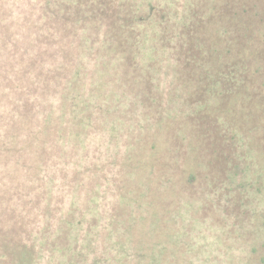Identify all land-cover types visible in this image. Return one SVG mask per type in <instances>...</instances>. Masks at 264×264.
I'll return each mask as SVG.
<instances>
[{"label": "trees", "instance_id": "obj_1", "mask_svg": "<svg viewBox=\"0 0 264 264\" xmlns=\"http://www.w3.org/2000/svg\"><path fill=\"white\" fill-rule=\"evenodd\" d=\"M31 1L27 0L29 6L25 10H33L34 15L25 12L21 25L26 29L9 30L7 35H3L0 48L1 144L8 145V148L16 146L14 144L19 141L15 140L23 127L33 122L31 113L37 105L42 108L37 111V118L43 113L45 123L50 111L53 112L49 113V118H59L60 121L55 123L58 134L64 126V118L69 115V131L77 133V138L69 143V155L76 152L82 155L81 162L86 160L87 152L79 147L83 148L81 143L87 141L83 139L86 130L99 124V118L94 116L103 111L104 106L102 101L74 102L70 87L82 79V46L91 54H101L105 49V55L116 59L112 82L117 83L122 92L120 95L136 99L135 91L141 93L143 98L140 99L141 107L137 114L145 122L149 118L154 120V124L139 132L138 139L128 141L133 146L130 151L136 150L134 163L146 156L148 169L164 176L171 197L180 198L189 185L192 186V193L196 194L195 171L208 161H198L197 152L206 147L212 151L209 167L206 168L217 166L221 160L220 152L225 150L223 145L226 144L231 152L223 159L226 164L224 171L221 169L219 173L226 174L228 168V173L246 174L255 160L252 155L249 161L247 156L238 153L242 148L241 142L246 143L244 153L250 149L258 155L264 189V0H189L186 12L177 18L171 17V10L159 0L157 3L150 0L147 8L131 0H36L37 6ZM2 16L4 20L8 13L4 12ZM154 17L158 24L151 23L149 28L159 38L153 37L147 29V22H152ZM84 25L89 26L91 32L95 31L92 35L103 31V46L94 47L92 39L87 45L85 38L76 44V50L72 52L71 36H75ZM173 27L178 29L177 32L172 30ZM17 37L22 41L18 42ZM146 47L148 52L144 54L142 51ZM167 47L174 48L171 54L175 58L168 65V58H164L169 55ZM157 58L164 59V65ZM169 65L176 67L181 99L177 98V91L173 92L175 88L168 85V82L172 84L166 71ZM74 67L75 73L72 74L70 69ZM52 82L54 87L51 90L49 86ZM154 86H157L156 91ZM62 87L64 90L60 94ZM68 87L69 97L65 92ZM157 90L163 95V100L158 99L160 105H154ZM51 95L57 99H51ZM56 100L58 106H54ZM125 103L127 107L120 112L134 114L131 105L136 107L137 99L131 102L127 99ZM187 103L193 107L184 108ZM162 104L169 106L166 107L169 112L171 110L180 116L172 115L163 121ZM82 105L84 108L77 112ZM5 113L13 115L5 121L1 117ZM222 126L226 133L219 130ZM40 131L41 127L37 132ZM27 134L28 137L35 135L34 130ZM184 142L189 143L185 149ZM27 143L33 142L29 140ZM35 143L38 152L35 148L30 157L31 163L42 160V151L46 150V145L40 148L38 142ZM136 165L131 164L127 168ZM86 168L98 171V162L92 160L84 166L75 163L69 165L68 170H61H67L65 179H69V203L75 199L86 205L96 192L99 177H94L93 172L83 176ZM253 176H256L254 170ZM131 181L126 182V187ZM151 190L156 193L153 188ZM243 198L241 194L235 196L234 208L240 207ZM76 209L75 202H72L67 211L69 221L59 218L64 226L69 225V233ZM47 210L55 209L47 206ZM98 215L96 212L92 219L87 220L89 226L84 228L85 231L97 222ZM217 220L220 221V218L217 217ZM131 233H134L133 230ZM254 233L250 230L247 234L250 237ZM85 250L92 254L90 264H98L102 259V247L92 246L91 243L83 245L69 257L83 255ZM247 254L246 264H264V237L255 242Z\"/></svg>", "mask_w": 264, "mask_h": 264}, {"label": "rangeland", "instance_id": "obj_2", "mask_svg": "<svg viewBox=\"0 0 264 264\" xmlns=\"http://www.w3.org/2000/svg\"><path fill=\"white\" fill-rule=\"evenodd\" d=\"M149 1L131 0L143 7L148 5ZM151 1L157 3L158 0ZM159 1L171 10L170 16L175 18L186 12L189 3V0ZM31 2L35 5L37 3L36 0ZM27 6H29L27 0H0V48L3 35H7L9 30L14 32L26 29L21 26L25 12L34 15L32 8L31 11L25 10ZM4 12L8 13V16L2 20ZM151 23L158 24L155 17L152 22H147V29L153 37L159 38L154 35V31L150 32ZM172 30L177 32L178 29L173 27ZM94 32H91L89 26L79 28L77 34L71 36V51H75L76 44L85 38L87 41L84 43L87 45L91 44L92 39L94 47H102L103 31L92 35ZM17 40L22 41L20 37H17ZM167 48L169 55L164 58H168L166 61L168 65L170 61H175V58L171 54L174 48ZM81 50L82 60L81 63L77 62L81 64L82 79L76 85H71L72 99L74 102L102 101L104 106L103 111L94 116L99 118V124L92 128L89 126L91 129L86 130L83 135V139L87 141L81 143L83 148L79 147L81 151L87 152L88 157L81 162L82 155L79 153L69 155V143L73 138H77L76 131H69V115L64 118V126L58 134L55 123L60 121L59 118H49V113L53 112L50 111L45 123L44 116L41 115L43 113L37 118V111L42 109L37 105L31 113L33 122L23 127L19 138L15 140L19 141L14 144L16 146L8 148V145L1 144L3 138L1 139L0 264H90L92 254L87 250L83 255L69 257V254L89 243L102 247V259L98 264H246L248 251L255 242L264 237V189L261 184L262 167L258 155L250 149L244 153L246 143L241 142L242 148L238 153L247 156L249 161L252 155L255 160L254 166H250L246 174L228 173V168L227 173L223 174L219 171L226 164L223 159L230 154V148L228 149L226 144L223 145L225 150L220 152L221 160L214 169L206 168L209 167L208 161L211 159L212 151L207 147L199 150L198 161H208L202 164L201 169L195 171L196 194L192 193V186L189 185L180 198L171 197L164 176H160V172L153 173L148 169L146 156L134 163L136 150L130 151L133 146L128 141L138 139L139 132L145 127L147 129L149 124H154L152 118L145 122V119L137 114L141 107L139 103L143 98L142 94L138 91L132 93L138 101L136 107L131 105L134 114L122 113L127 107L125 101L129 99L131 102L136 99L130 95H120L122 92L117 83L112 82L116 59L105 55V49L101 54H91L90 50L87 51L83 46ZM146 51L148 52L147 47L142 53L146 54ZM157 59L164 65V59ZM103 63L106 66H103ZM73 69H70L72 74L75 73V67ZM50 71L52 72L51 68ZM166 71L170 76L169 81H172V84L168 82V85L175 88L173 92L177 91L175 92L177 98L181 99V86L178 85L175 65L174 68L169 65ZM52 86L53 82L49 88ZM156 87L154 86V91ZM63 90L64 87L59 93H63ZM65 92L69 97V87ZM160 92L158 91L154 105L156 103L160 105L158 99L163 100ZM164 97L168 98L166 95ZM58 105L56 100L54 106ZM187 105L184 108L193 107L189 103ZM166 107L169 106L162 104L160 107L163 116L165 115L163 121L172 115L180 116L171 110L169 112ZM83 108L82 105L77 112ZM10 115L13 114L5 113L1 117L7 121ZM85 123L89 124L86 121ZM39 127L41 131L37 132ZM30 130H34L35 135L28 137L27 133ZM219 130L226 133L224 126ZM29 140L33 143H27ZM35 142H38L40 148L46 145V150L42 151L45 154H41L42 160L31 163L30 157L33 156L35 148L38 152ZM188 146L189 143L187 145L184 142L183 149ZM237 147L240 145L237 144ZM92 160L94 163L98 162L99 170H87L88 165L83 176L93 172L94 177L95 175L99 177L96 192L92 194L93 198L86 205H81L83 201L75 199L69 203V179H65L69 165L78 163L84 166ZM131 164L137 165L128 169V165ZM62 169L67 170L62 172ZM126 179L132 180L127 187ZM152 188L156 193L152 192ZM238 194L244 198L240 207L237 206L236 209L234 198ZM72 202H75L77 209L69 233V225L64 226L59 218L69 221L67 211ZM47 206L55 210L47 212ZM96 212L99 214L97 222L93 223L91 229L85 231L84 228L89 226L87 220L92 219ZM250 230L255 233L249 237L247 233ZM136 249L140 252L138 253Z\"/></svg>", "mask_w": 264, "mask_h": 264}, {"label": "flooded vegetation", "instance_id": "obj_3", "mask_svg": "<svg viewBox=\"0 0 264 264\" xmlns=\"http://www.w3.org/2000/svg\"><path fill=\"white\" fill-rule=\"evenodd\" d=\"M259 159V158H258ZM183 194H184V192H183ZM186 200V199H185ZM154 245H155V243H154Z\"/></svg>", "mask_w": 264, "mask_h": 264}]
</instances>
